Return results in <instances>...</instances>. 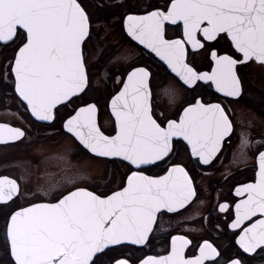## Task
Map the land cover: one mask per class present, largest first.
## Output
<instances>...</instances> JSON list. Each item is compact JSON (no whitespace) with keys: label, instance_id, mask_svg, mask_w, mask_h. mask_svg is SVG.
<instances>
[{"label":"snow or ice","instance_id":"snow-or-ice-1","mask_svg":"<svg viewBox=\"0 0 264 264\" xmlns=\"http://www.w3.org/2000/svg\"><path fill=\"white\" fill-rule=\"evenodd\" d=\"M167 25L182 26L181 38H167ZM91 28L90 14L79 0H0V43L19 42L9 70L14 74V91L35 119L56 121L58 106L69 107L91 87L92 66L85 52L93 39ZM126 31L142 46L144 66L129 63L121 69L126 79H117L123 86L111 99L115 135L101 131L95 104L67 113L62 129L82 153L119 158L127 162L131 174L120 190L100 195L80 186L84 177L73 174L52 197L55 203H31L11 212L5 240L12 264H129L115 257L106 262L104 257L113 246H147L155 239L162 216L178 215L199 197L194 177L181 163L171 161L162 176L144 172L171 160L182 147L190 149L195 166H211L224 147L231 146L232 110L222 102L194 99L185 101L187 107L181 105L178 118L163 110L157 115L160 104L153 88L163 80L142 58L154 54L185 89L214 86L216 93L241 103L239 68L257 64L264 69V0H165L162 8L153 6L145 15H128ZM225 41L230 42V51L222 50ZM99 52L101 59L108 54L107 49ZM199 56L209 62L210 71L196 67ZM126 59L116 56L109 63ZM165 94L175 102L173 89H165ZM24 136L18 128L0 126V143ZM248 144V135L242 132L241 146ZM54 190L55 186L41 188L39 197ZM28 191L16 179L0 178V205L8 206ZM236 194L246 198L235 204V218L225 227L238 236L235 243L242 251L225 257L203 239L198 253L186 257L192 241L171 235L167 255H149L140 264H251L257 257L264 261V151L259 153L255 181L242 185ZM32 196L39 198L37 193ZM228 208L219 206L220 212Z\"/></svg>","mask_w":264,"mask_h":264},{"label":"flooded vegetation","instance_id":"flooded-vegetation-1","mask_svg":"<svg viewBox=\"0 0 264 264\" xmlns=\"http://www.w3.org/2000/svg\"><path fill=\"white\" fill-rule=\"evenodd\" d=\"M79 2L90 14L93 35L92 41L85 45L87 62L92 66L89 68L91 87L87 91L91 89L94 91V87H102L103 92L99 91L101 93L99 99H86L88 97L85 95L89 94L86 91L81 94V98L74 99L69 107L58 106L56 121L35 119L14 91V74L9 71L19 42L9 43L7 46L0 43V126L18 128L25 133L20 140L0 143V177L16 179L22 188L27 187L29 190L25 197L10 202L8 206L0 205V221H5L0 224V264H12L9 246L5 240L6 223L11 212L28 207L31 203H55L52 197L67 186L64 180L73 174L84 177L79 181L80 186L97 195L102 192L111 194L112 190H118L120 185L126 184V178L131 174L127 162L118 158H93L87 153H82L80 146L64 133L62 118H66L67 113L72 112L74 108L95 104L102 131L107 135L115 133V119L111 113L110 103L112 97L123 86L122 83L116 82L117 79H126L121 77V69L127 67L129 63L144 66V63H140L142 46L138 47L127 36L126 18L128 15H145L147 11L153 10V6L162 8L165 0H79ZM181 33L182 26L180 28L174 25L166 26L167 38L179 39ZM100 49L108 50L107 56L102 59L98 58L102 55ZM222 50H231L229 41L223 43ZM121 55L127 59L115 64L109 63ZM142 59L154 73H159L163 80L159 86L153 88L160 104V108L156 110L157 115L163 110L170 118H178L177 113L182 114L181 105L187 107L185 101L194 99L222 102L226 108L232 110L234 135L231 146L226 145L211 166H195L196 158L191 157L190 149L182 147L171 160L148 168L144 174L156 177L166 174L165 170L171 166V161L181 163L194 177L199 197L186 210H180L178 215L162 216L156 227L155 239L147 246L130 243L113 246V250L104 257L105 261L107 262L109 257H115L128 260L129 264H140V261L149 255H167L171 235H183L192 241L185 250L186 257L198 253L197 245L203 239L212 242L225 257L242 251L235 243L238 236L225 225L230 224L235 218V204L246 198L238 196L237 189L255 181L259 153L264 151V69L257 64L239 68V75L243 81L244 101L236 103L232 98H225L222 94L216 93L214 86L197 87L195 91L185 89L178 79H173L165 71L166 65L154 54L152 57L144 56ZM194 63L201 71L211 70L209 62L203 56L197 57ZM96 73L102 76V80H97ZM165 89L174 90V103L170 102ZM242 132L248 135L249 144L246 147L241 146ZM61 156L65 159H60ZM97 175L100 176L96 177ZM113 182L117 183H114L116 186H112ZM52 186H55V190L47 197H39L41 188ZM32 193H37L39 198H33ZM221 204H228L229 208L225 212H220ZM251 264H264V261L257 257Z\"/></svg>","mask_w":264,"mask_h":264},{"label":"rangeland","instance_id":"rangeland-1","mask_svg":"<svg viewBox=\"0 0 264 264\" xmlns=\"http://www.w3.org/2000/svg\"><path fill=\"white\" fill-rule=\"evenodd\" d=\"M96 76H97V80H102V76L101 75H98V73H96ZM94 87V86H93ZM94 89V91H92V89L91 90H89V91H87L88 93V95H85V96H87L88 98H86V99H89V98H98L99 99V97H100V90L103 92V88L102 87H100V88H98V87H94L93 88ZM91 92V93H90ZM0 154H1V152H0ZM112 164H114L115 165V163H112ZM98 176H100V175H97L96 177H98ZM114 183H116V182H113V183H111L112 184V186L114 185V186H116V184H114ZM2 223H5V221H0V224H2ZM0 239H1V232H0ZM1 241V240H0ZM0 245H1V242H0Z\"/></svg>","mask_w":264,"mask_h":264},{"label":"water","instance_id":"water-1","mask_svg":"<svg viewBox=\"0 0 264 264\" xmlns=\"http://www.w3.org/2000/svg\"><path fill=\"white\" fill-rule=\"evenodd\" d=\"M84 106H86V105H84ZM84 106H81V107H84ZM110 109H111V103H110ZM115 119V118H114ZM96 120H97V123H98V125H99V122H98V111H97V115H96ZM99 127H100V125H99ZM101 131H102V129H101ZM106 134V133H105ZM107 135V134H106ZM112 135H115V133L114 134H112ZM119 159V158H118ZM258 170H259V157H258ZM146 175V174H145ZM0 178H3V177H0ZM8 178H10V177H8ZM10 179H12V178H10ZM118 190H120V189H118ZM19 210V209H18ZM17 211V210H16Z\"/></svg>","mask_w":264,"mask_h":264}]
</instances>
